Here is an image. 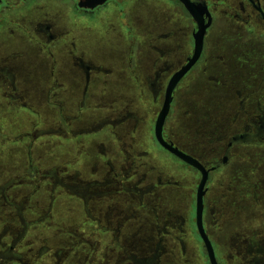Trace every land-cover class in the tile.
Here are the masks:
<instances>
[{
    "label": "flooded vegetation",
    "instance_id": "obj_1",
    "mask_svg": "<svg viewBox=\"0 0 264 264\" xmlns=\"http://www.w3.org/2000/svg\"><path fill=\"white\" fill-rule=\"evenodd\" d=\"M26 1L0 0V32L20 47L63 56L52 60L45 82L52 116L43 126L26 102L38 101L18 77L42 64L0 60V108L15 112L13 125H28L0 137L7 154L0 158V264H264V60L250 55L264 50V0H190L211 25L200 59L172 93L162 127L168 148L157 120L171 79L195 48L197 24L185 5L167 0L158 12L131 16L122 6L106 12L117 0L94 9L64 0L90 18L81 24L67 10L63 18L24 19L42 9ZM91 34L99 42L91 45ZM94 49L119 59L93 57ZM116 66L121 78L112 75ZM201 80L209 91L194 102L191 89ZM99 95L103 102L87 105ZM22 111L29 123H20ZM55 135L56 142L47 139ZM53 214L63 226L83 227L82 236H39Z\"/></svg>",
    "mask_w": 264,
    "mask_h": 264
},
{
    "label": "rangeland",
    "instance_id": "obj_2",
    "mask_svg": "<svg viewBox=\"0 0 264 264\" xmlns=\"http://www.w3.org/2000/svg\"><path fill=\"white\" fill-rule=\"evenodd\" d=\"M27 4H30L32 2H36L38 4V7L42 8L39 11H33L28 13L24 19H28L29 21H32L34 18H38L41 14H45L48 13L50 15H57L60 14V16H62V18L64 17L63 13L65 14V16H67V14L69 13L70 17H75L76 19H78L81 24H86L90 21L89 17H85L83 15H80L79 13H77V11L73 8H71L70 6V10L67 9L65 3L68 1H64V0H27L26 1ZM116 2H118V6L115 9V7L113 6V3L115 4ZM166 2H168L167 0H117L115 2H111L109 4V11L105 10L106 12L110 13V11H118L121 6L127 11L129 12V14L131 16H136V15H143L149 12L144 11L146 8H153L155 11L158 12L159 8H157L159 5L165 4ZM68 13H66L67 11ZM104 10V9H103ZM101 10V14L102 16L104 15V11ZM103 11V12H102ZM100 12H97L100 13ZM150 14V13H149ZM153 17H156V13H153L152 15ZM67 20V18H66ZM26 22V23H29ZM67 27H69V25L67 24ZM98 37L97 35L91 34L88 38V41L90 42L91 45H93L94 43H97L99 41H97ZM105 40V39H104ZM105 43H107L108 41L105 40ZM21 43L16 41V40H10L8 37H6L3 32H0V60L2 58H8V57H12L9 60H19V61H23L21 62V64L23 66H27L26 68H30L31 66H38L39 64H42L43 68L40 71H34V70H30L29 72L22 70L21 72L18 73V77L20 79H22V82H25V85H23L24 90L26 93H28V95L30 96V98L35 99L36 101H38L37 103L33 102V101H29L27 100L26 102L29 105H33L34 107H32L36 113L40 114V117H38L36 119L37 123H40V126H43V123L46 122H50L51 116H52V112L50 110V108H47L46 106L43 105V103H45L46 101V96H45V82L48 81V74L50 71V66L52 64V60H60V56H63V54H60L59 50H39V49H31L28 47H20ZM89 45V46H91ZM17 48H20L21 50L25 51V52H20V51H16ZM112 50L116 51V49ZM257 50V49H256ZM259 53L253 54V49H250V55L253 59H255V55L257 56L258 60H260L261 62L264 60V50H258ZM91 55H93V57H97V58H101L103 55L106 54L105 59L104 60H109L111 61H115L118 58L119 52H112V51H105L103 49L101 50H96L94 49V51H90ZM52 54L54 55L55 59L52 58ZM66 58V56H65ZM121 59V56H120ZM120 61V60H119ZM118 61V62H119ZM113 63V62H111ZM18 64V63H16ZM115 64V62L113 63ZM19 66V64H18ZM29 66V67H28ZM116 68H118V66H116ZM123 67H120L118 69H116L113 72V77H117V78H121L122 76L125 75L124 71H122ZM115 69V67H114ZM207 78V77H206ZM202 82L198 83L196 85V90H194L195 88L191 89V94L194 93L191 96V100L192 101H197L196 100V96L195 94L198 95H203L206 94L209 91V84L207 81L205 80H201ZM101 102L104 101L103 95H99V97L93 101H88L87 105L91 106L92 104H99ZM89 108V107H87ZM73 112V111H72ZM72 112L69 111V113L71 114ZM84 112V111H83ZM15 114V112L13 113L12 110L10 111V109H7V107H2L0 108V137L4 138L5 136L7 137H11L16 135L17 133H21L22 131H28V125L26 126H16L13 125V121H10V117H12ZM19 113L17 112V115ZM87 117L88 115H91V112L86 113L85 114ZM19 121L20 123H29V121L32 119L31 115L28 114V112L26 111H22L19 114ZM85 116V117H86ZM86 117V118H87ZM18 118V117H17ZM18 121V122H19ZM105 131H107L105 129ZM100 136V134L98 135ZM0 138V139H1ZM51 139L50 137H47L48 140H52L54 142L57 141V136H53ZM80 140H83L82 137H79ZM1 141V140H0ZM54 142H50V144H53ZM6 145L8 146H13L16 144L13 143H7ZM44 147L48 145V142H45ZM13 148V147H12ZM41 150L40 147H37V151L38 154H41V152H39ZM44 153V151H43ZM48 156L47 158H50L52 153H50V150L48 152H45ZM53 155H56L53 154ZM7 154L5 153L4 149L0 148V158L3 159V157H6ZM4 175H0V179L3 178ZM10 175H8L9 177ZM37 215V213H36ZM69 219V218H68ZM70 220V219H69ZM67 221V219H66ZM44 225H42L40 228H38V232L37 234L39 236H50L52 234H57L59 236H68L69 234L67 232H70V230L74 233L80 234L82 236V233L85 231V229L83 227H77V224L75 222H73L72 220L65 222V226H63V222L60 219V217L56 214H53V217H50V219L46 220L45 223H43ZM49 226L50 229L53 231L52 233L45 228V226ZM69 229V230H68ZM41 231V232H40ZM36 234V235H37ZM37 246V245H36ZM39 246V245H38ZM37 246V247H38ZM54 247L58 246L56 244H53Z\"/></svg>",
    "mask_w": 264,
    "mask_h": 264
},
{
    "label": "water",
    "instance_id": "obj_3",
    "mask_svg": "<svg viewBox=\"0 0 264 264\" xmlns=\"http://www.w3.org/2000/svg\"><path fill=\"white\" fill-rule=\"evenodd\" d=\"M107 1L109 0H79L78 6L80 8H84V9H94L98 6H102L103 4H105ZM180 2H182L186 9L188 10L189 14L192 16V18L194 19V21L197 24V31L194 34V42H195V48H194V52H193V56L192 58H190L188 64L183 67L179 72H177L173 78L170 81V85L168 87V91H167V96H166V100H165V104L163 106L162 111L159 114L158 120H157V124H156V135L157 138L159 140V142L165 146L166 148H168V145L165 143V141L162 138V127L163 124L165 122V119L169 113L170 110V105L172 102V93L175 89V87L177 86L178 82L181 80L182 77L185 76V74L194 66V64L200 59L201 54L203 52V48H204V41H205V35L207 32V29L210 27L211 25V21L209 20L207 23L205 21V14H206V10L205 8L202 7H195L190 0H179ZM209 16V14H207ZM174 153H176L180 158H182L185 162H187L188 164H191L193 166H196L200 169H202L200 163H198V161L194 160L193 158H190L189 156L182 154L176 150H173ZM206 175L204 174L202 182L200 184L199 187V204H198V210H199V220H200V214H201V208H202V204H201V188L204 186L205 182H206Z\"/></svg>",
    "mask_w": 264,
    "mask_h": 264
}]
</instances>
